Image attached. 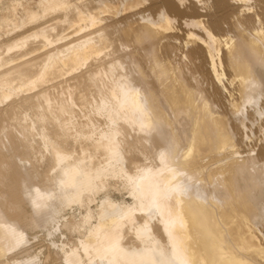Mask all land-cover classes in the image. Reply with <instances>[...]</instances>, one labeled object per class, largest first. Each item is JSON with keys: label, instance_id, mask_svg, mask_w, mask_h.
<instances>
[{"label": "bare ground", "instance_id": "obj_1", "mask_svg": "<svg viewBox=\"0 0 264 264\" xmlns=\"http://www.w3.org/2000/svg\"><path fill=\"white\" fill-rule=\"evenodd\" d=\"M120 1L0 17V264H264L259 0Z\"/></svg>", "mask_w": 264, "mask_h": 264}, {"label": "rangeland", "instance_id": "obj_2", "mask_svg": "<svg viewBox=\"0 0 264 264\" xmlns=\"http://www.w3.org/2000/svg\"><path fill=\"white\" fill-rule=\"evenodd\" d=\"M1 1L6 3V8L3 9L1 7V5H0V17H2L3 19H7L9 14L11 12H13V11L14 12L15 11H21V8H24L25 10H27L29 12H33V11L36 10V6H37V4L39 2H41L43 5L46 6L47 5L46 2L48 0L47 1L46 0H1ZM188 1H190V0H188ZM120 2H118V3H120ZM153 2L154 1H151V3H153ZM122 3H123V1L120 3V5ZM194 3H196V2H194ZM157 5H159V4H157ZM237 7L238 6H236V5H233V6H230V7H217L214 10L213 18H216L219 21L221 18H224L226 15H228L232 11L237 10L238 9ZM119 9H120L118 11L119 13L116 15V17L108 16L106 21H108V20H110V21L123 20L126 17H130V16L134 15L136 12H139V11H142V10L144 11L146 8H143V9H140V10H136V11H125V12L122 11V8H119ZM257 9H259V10L261 9V10L264 11V1L263 0H259V4L257 5ZM167 10L169 11V9H167ZM53 14H52L51 11H49L46 14V16L40 22H38L37 24L36 23L34 24V23L25 22L24 26L22 28H20L19 30L15 31L14 33H4L3 31H1L0 32V48H3L4 45L12 42L13 40H15V39H17V38H19L21 36H26V35L31 34L32 31L34 32V30H36L38 28H41V27L45 26V27H47L49 29V28H51V27H53L55 25H58V23H57L58 20L55 19V17L58 18L59 15L61 16L62 14H57V13L54 14V15ZM16 19L18 20L17 17H16ZM59 30L60 29H58V31ZM179 34H181V32H176V36L177 37L179 36ZM181 37H182V34L178 38H181ZM201 78L203 79L204 83L210 84V87L212 85V87H213V89L215 91V94H216L215 98H217L218 103H220L221 105H224L226 103V102H224L225 98L228 97L229 95L227 94V92H224V90H223V88L221 86V83L219 81H217L209 73L208 70H204L202 72V77ZM97 124L98 123H95V125H97ZM102 124H103L104 127H106L105 126L106 124H104L102 121H100V124L95 126V128H97V129L100 128L101 130L102 129L105 130L106 128L102 127ZM99 125H100V127H99ZM100 129H98V130H100ZM244 141H245V139H244ZM261 142L262 141H260L259 138L258 139L253 138L251 141L246 140L244 143H242V146H243V149L246 150L247 146L249 144L251 146H254V145H257V144H259ZM68 213H70V211ZM262 226H261L262 229L260 227V230L264 234V232H263L264 224ZM38 235H39L38 236V242L40 243L42 241L41 243L43 244V245L40 244L41 246L39 248V249H41V255H40V257H42L41 260H44V258L48 255L50 257L48 264H62L59 256H57L54 252H52V247L50 246L49 241L45 240L44 234L43 233L42 234L39 233ZM55 239L57 240V242H59V240H62V239H64L63 241H67L68 243H71L73 241V238L70 235H67V237H64L62 239L61 238L59 239L58 237H56Z\"/></svg>", "mask_w": 264, "mask_h": 264}]
</instances>
